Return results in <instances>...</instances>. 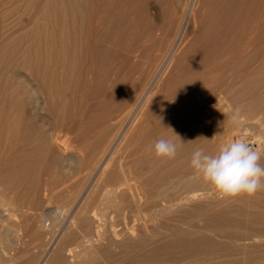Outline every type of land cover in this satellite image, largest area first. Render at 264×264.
Returning a JSON list of instances; mask_svg holds the SVG:
<instances>
[{"label": "rangeland", "instance_id": "obj_1", "mask_svg": "<svg viewBox=\"0 0 264 264\" xmlns=\"http://www.w3.org/2000/svg\"><path fill=\"white\" fill-rule=\"evenodd\" d=\"M46 2L0 0V116L11 106L22 123L37 124V130L26 134L28 139L36 144L37 138H44L49 145L55 122L68 121L72 109H36L37 95L29 89L33 83L29 85L23 65L56 62L42 32L51 34L54 18L52 9L42 11ZM142 4L144 9L127 13L122 30L110 32L117 41L107 42L103 53L100 49L94 53L93 62H120L115 83L120 104L108 107L101 99L110 96L102 89L80 94L75 101L91 105L90 118L100 122L85 134L77 126L56 129L63 149L44 152L40 174L36 170L25 177L22 189L9 188L0 195V264H264V189L234 198L203 191L163 215H149L150 204L139 205L148 193L137 190L135 180L124 191L113 190L112 170L124 163L135 175L139 153H134L142 147V136L185 118L190 123L183 134L191 130L195 135L211 122L206 115L198 120L191 106L185 114L178 111L171 122L158 112L160 105L176 108L168 88L190 68L195 71L194 64L205 55L199 38L205 34L208 0H144ZM96 69L102 72L100 66ZM262 72L264 65L257 77L264 76ZM227 103H222L223 114L211 125L220 137L218 147L242 139L262 154L264 165V111H240V126L233 125L228 120L236 109L227 110ZM241 125L251 129L240 130ZM37 179L41 187L34 189ZM177 228H192L195 235H175ZM222 228L227 235L218 234Z\"/></svg>", "mask_w": 264, "mask_h": 264}, {"label": "bare ground", "instance_id": "obj_2", "mask_svg": "<svg viewBox=\"0 0 264 264\" xmlns=\"http://www.w3.org/2000/svg\"><path fill=\"white\" fill-rule=\"evenodd\" d=\"M143 1L45 0L46 6L42 5V11L52 9L50 11L54 12L50 25L53 35H45L46 32H42L46 36L45 41L49 48H52V55L55 56L56 62H48V60L24 62L23 65L31 80L29 85L31 86L32 83L33 86L35 85L29 89L37 95L34 101L36 102L34 105L37 104L36 109L46 108L54 112L59 108L67 107L72 109V113L68 121L55 122L49 145H46L44 138H37L36 144L28 139L26 134L30 130H37V124L31 123L28 127L26 123H22V117L17 115V111L15 113L11 106L6 115L0 116V195L4 196L9 188L22 189L25 177L35 173L36 170L38 171L36 174L43 171V168L40 170L42 165L40 161L45 154L55 149H63L58 139L60 129L59 131L56 129L77 126L79 133L85 134L93 126L95 127L98 121L100 122V118H90L91 105H79L80 103L75 101L80 94L89 89L90 91L102 89L110 96L102 98V102H105L108 107H116L120 104L121 98L117 95V85H115L120 62H93L94 53L96 49L102 50L103 53L107 42L117 41L110 36V32L122 30L125 27L124 18L127 13L136 11L138 7L144 9ZM208 2L210 9L205 19V34L199 38L204 42L205 55L201 62L194 64L197 68L195 71L191 72L193 67L190 68L191 73H187L188 75L180 82L168 88L171 98L175 100L176 108L160 105L158 108L162 111L156 108L154 112H163L168 115L167 122H171L179 115L178 111L185 114L191 106L194 107L193 112L198 116V120H202L206 115L205 117L211 121L210 124L204 125L205 127L200 128L195 135L191 134V130L183 134L189 122L186 118L180 124L174 121L154 129L152 133L142 136V147L134 153H139L134 159L135 175L124 163H120L122 164L120 168L112 170L110 174L113 190L122 188L124 191L127 184L135 180L136 189L148 193L139 205L150 204L149 215H163L173 207L181 208L187 201L205 193L203 191H207L210 195L214 191L195 174L190 161L197 149H203L207 154H214L217 151L220 137L211 125L223 112L221 110L224 101H228L224 107L227 110L264 111V76L257 77L264 65V0H208ZM96 66H100L102 72H97ZM104 83L111 85H104ZM212 83L214 86L211 88L209 85ZM200 85L203 89H199ZM229 119L228 123L240 126L239 121L233 122L231 116ZM247 128L251 129V126L243 125L239 129ZM161 138L171 140L177 145V154L174 159L155 156L154 144ZM144 152H147L145 156L140 154ZM144 173H148L149 176L144 178ZM40 183L37 179L34 189L40 188ZM210 201L208 203L211 205ZM40 203L37 201L36 205L39 206ZM117 203L115 206H119ZM186 230V228L184 230L177 228L174 234L187 237L194 231L192 228V231ZM217 232L219 235L228 233L224 228L218 229Z\"/></svg>", "mask_w": 264, "mask_h": 264}, {"label": "clouds", "instance_id": "obj_3", "mask_svg": "<svg viewBox=\"0 0 264 264\" xmlns=\"http://www.w3.org/2000/svg\"><path fill=\"white\" fill-rule=\"evenodd\" d=\"M239 109L232 120L239 121ZM157 158L174 159L177 145L168 139H158L154 144ZM262 154L242 139L222 143L214 154L197 149L191 157L190 166L195 174L210 185L221 198L240 195L254 196L264 189V165Z\"/></svg>", "mask_w": 264, "mask_h": 264}]
</instances>
